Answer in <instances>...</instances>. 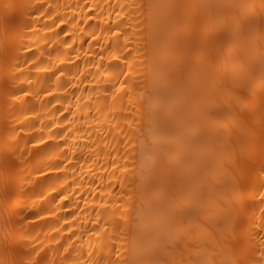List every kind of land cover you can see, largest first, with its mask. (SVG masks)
<instances>
[{
	"label": "bare ground",
	"instance_id": "bare-ground-1",
	"mask_svg": "<svg viewBox=\"0 0 264 264\" xmlns=\"http://www.w3.org/2000/svg\"><path fill=\"white\" fill-rule=\"evenodd\" d=\"M0 264H264V0H0Z\"/></svg>",
	"mask_w": 264,
	"mask_h": 264
},
{
	"label": "rangeland",
	"instance_id": "rangeland-1",
	"mask_svg": "<svg viewBox=\"0 0 264 264\" xmlns=\"http://www.w3.org/2000/svg\"><path fill=\"white\" fill-rule=\"evenodd\" d=\"M242 193V192H241Z\"/></svg>",
	"mask_w": 264,
	"mask_h": 264
}]
</instances>
